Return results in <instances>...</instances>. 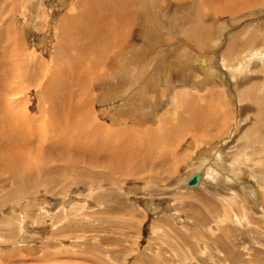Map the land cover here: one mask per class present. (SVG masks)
Masks as SVG:
<instances>
[{
	"label": "rangeland",
	"instance_id": "rangeland-1",
	"mask_svg": "<svg viewBox=\"0 0 264 264\" xmlns=\"http://www.w3.org/2000/svg\"><path fill=\"white\" fill-rule=\"evenodd\" d=\"M134 1L119 0L116 31L108 16L91 31L87 0H0V51L15 62L0 57V140L35 160L15 177L0 151V264H264V4ZM78 62L95 83L65 86L91 95L85 110L110 131L105 148L79 138L101 160L46 149L63 124L49 118L47 80Z\"/></svg>",
	"mask_w": 264,
	"mask_h": 264
},
{
	"label": "bare ground",
	"instance_id": "bare-ground-1",
	"mask_svg": "<svg viewBox=\"0 0 264 264\" xmlns=\"http://www.w3.org/2000/svg\"><path fill=\"white\" fill-rule=\"evenodd\" d=\"M107 1V5L105 4L104 6H102L103 8H104V10H101V9H99L98 10V12H96L97 11V7L98 6H100L99 4L100 3H103V1L102 0H87V3L88 2H90V4L92 5V6H94L93 8H92V10L91 11H87L88 13L86 14V13H83V11L80 13V14H84L83 16H85V19L86 18H88L87 20H88V22L86 21L85 23H81L82 25V28L84 27V26H87V23H88V26L87 27H89V24L91 23V24H93L94 23V26H92L91 25V28H89L90 30L92 29V27H96L97 25L95 24V22H97V21H102V20H104L105 19V16H108V17H110L109 18V22L111 23L110 25L108 24L109 22H107L108 20H106V24H103V25H108L110 28H115V23L116 22H118V20H120V17L123 15V12L122 11H124V4H122V3H120L119 2V0H112V1H108V0H106ZM206 1V0H205ZM204 1V5L206 4V3H208L209 2V0L207 1V2H205ZM217 1V0H216ZM233 1H236V0H233ZM232 1V2H233ZM259 1V3H260V6L262 5V4H264V0H246L245 2H242V3H240V4H237V5H240V6H236V10H239L242 6H252V5H254L256 2H258ZM130 2H132L133 3V5H134V0H129V2L127 3V4H125V6L127 5L128 6V4L130 3ZM211 3H212V1H210ZM231 2V3H232ZM104 3H105V1H104ZM103 3V4H104ZM157 3V2H156ZM192 3V2H191ZM190 5V4H189ZM194 6V5H193ZM201 6V5H200ZM259 6V7H260ZM182 7V6H181ZM255 6H253V7H251L250 9H253ZM199 8V7H198ZM185 9L186 8H184V11H185ZM264 11V10H263ZM85 12V11H84ZM189 12V11H188ZM195 13H197V12H195ZM121 14V15H120ZM188 14V13H187ZM194 14V13H193ZM192 14V15H193ZM198 14V13H197ZM124 15H125V13H124ZM140 15V14H139ZM82 16V15H81ZM138 16V15H137ZM187 16V15H186ZM185 16V17H186ZM202 16V15H201ZM124 17V16H123ZM205 17V16H204ZM126 19V18H125ZM178 19V18H177ZM176 19V20H177ZM180 19V18H179ZM105 20H104V22H105ZM124 21V20H123ZM195 21V20H194ZM84 22V21H83ZM122 22V21H121ZM189 22V21H188ZM80 23V22H79ZM99 23V22H98ZM123 23V22H122ZM195 23V22H194ZM199 23V22H198ZM101 23H99V25H100ZM118 24V23H117ZM121 24V23H120ZM127 24V23H126ZM196 24V23H195ZM96 25V26H95ZM123 25V24H122ZM77 26V25H76ZM107 26V27H108ZM125 26V25H124ZM128 26H130L129 24H128ZM127 25L125 26V27H128ZM146 26V25H145ZM101 27H102V25H101ZM100 27V28H101ZM125 27H122V29L123 30H125ZM81 28V29H82ZM99 28V27H98ZM121 27H119L118 26V34H120V33H122V34H124L122 31H121V29H120ZM150 28H152V26H150ZM183 28V27H182ZM84 29V28H83ZM82 29V30H83ZM108 29V28H107ZM111 29V30H112ZM153 29V28H152ZM97 30V29H96ZM143 30V29H142ZM60 31H62V29H60ZM91 31H93V29L91 30ZM102 31V30H101ZM101 31H100V33H101ZM105 31H106V29H105ZM107 31H109V30H107ZM106 31V33H107V35H106V33H105V35L106 36H108V33L110 32H107ZM113 31H116V30H114L113 29ZM121 31V32H120ZM143 31H147V30H145V28H144V30ZM149 31V30H148ZM63 32V31H62ZM120 32V33H119ZM125 32V31H124ZM252 32V31H251ZM99 33V32H98ZM99 33V34H100ZM103 33V32H102ZM113 32H111V34H112ZM145 33H147V32H145ZM153 34H154V32H152ZM151 33V34H152ZM6 34V33H5ZM8 34H9V32H8ZM84 33H83V31H82V35H83ZM114 34V36L113 35H111V38H114L115 37V35H116V32H114L113 33ZM122 34H120L121 36H122ZM194 34V33H193ZM202 34V33H201ZM85 35V34H84ZM101 35V34H100ZM100 35H98V37H100ZM92 36H94V35H92ZM96 36V35H95ZM105 36V37H106ZM110 36V35H109ZM72 37V36H71ZM87 37V36H86ZM88 37H89V35H88ZM103 37H104V35H103ZM153 37V36H152ZM255 36H254V34L252 35V37L251 38H253V39H255L254 38ZM76 38H79V37H76ZM101 38H102V35H101ZM79 39H81V38H79ZM106 39V38H105ZM104 39V40H105ZM252 39V40H253ZM263 39V38H262ZM261 39V40H262ZM101 40V39H100ZM103 40V39H102ZM250 40V39H249ZM251 40V41H252ZM256 40V39H255ZM12 42L14 41L13 39L11 40ZM234 41V40H233ZM232 41V42H233ZM100 42H102V41H100ZM254 42V41H253ZM253 42H251V43H253ZM263 43H264V41H262ZM234 43H236V42H234ZM101 44V43H100ZM249 44H250V42H249ZM245 45V44H244ZM262 45V44H261ZM264 46V45H263ZM12 47V46H11ZM10 47V50L12 49ZM102 47H104V46H102ZM249 47V46H248ZM9 48V47H8ZM100 48V47H99ZM7 49V48H6ZM6 49H3V50H1L0 52H1V54H0V57H1V59L3 60V55H6L7 56V60L9 59V60H11V61H7L8 62V65H6V68L8 69V70H10V68H11V66L13 65L12 64V60H13V57H12V54H10V53H7V51H6ZM7 50H9V49H7ZM58 51V50H57ZM238 51V50H237ZM249 51V50H248ZM5 56V57H6ZM2 62V61H1ZM6 62V63H7ZM13 62H14V60H13ZM15 63V62H14ZM16 63H17V61H16ZM79 63V62H78ZM58 64V63H57ZM88 64V63H87ZM59 65V64H58ZM61 65V64H60ZM86 65V64H85ZM85 65H83L82 64V62L81 63H79L78 65H77V67H64V69L63 70H61L62 68H57L58 70H61V72L59 73H55V74H50V77L48 78V85H47V90L49 89V88H52V87H55L54 88V92L53 93H51V94H49V97H52V99L51 100H49L48 101V103H50V113H48V115H49V118H51L53 121H56V126H60V123H62L63 122V124H62V126H60V128L56 131V138H57V141L56 142H54L53 144H49V148H46L47 150H56V148L57 147H61V148H64V150L62 149L61 151H60V149H57V151H60V155H64V158L65 157H69L70 156V154H71V152H73L74 154L76 153V152H78L79 151V153H81L80 151H82V149H84V145L86 144L85 142H90V140L89 139H92V141L90 142V143H92L94 146L95 145H98V148H105L104 147V144H103V142L104 141H101V139L100 140H98L97 138H98V136L101 134V136L103 135L104 136V138H106L107 136H108V133H110V131L108 130V128L105 126V125H103L102 123H100L97 119H95V117L96 116H94L93 115V113L91 112V111H89L90 112V114L88 115V111H86L85 109H86V106L88 105L87 103V105L85 104V102L86 101H88V98H89V102L91 101L92 102V97H91V95H90V97H89V95H87V93L85 94V92H84V89H82V93H79V92H77V91H74V92H71L72 91V86H74L75 85V80L73 81V79H76V81H77V79H79L78 80V82L79 83H83L82 85H84V87L83 88H87V86L90 84L89 82L91 81V79H92V82L93 83H95L94 82V78H93V73L91 72V71H89V70H87V68H89L88 66H85ZM92 67V66H91ZM6 69V70H7ZM12 70H13V67H12ZM17 71V70H16ZM57 71V70H56ZM4 73V72H3ZM65 74V75H67V76H69V78L67 77H61L60 76V74ZM6 75V74H5ZM12 75V74H11ZM239 75V74H238ZM12 76H14V75H12ZM73 78V79H71L70 81H72L73 83H71V86H70V84L68 85V87H66L65 85H66V83H67V81L70 79V78ZM8 78H10V76L8 77ZM66 79H68L67 81H66ZM89 79H90V81H89ZM61 81H64V82H61ZM65 81H66V83H65ZM96 81V80H95ZM81 84H80V86H81ZM76 85H77V82H76ZM87 85V86H86ZM78 86V85H77ZM77 86H75V87H77ZM82 87V86H81ZM47 94V93H46ZM86 95V97H88V98H86V101L84 100V98H81L80 96L82 95V96H85ZM48 98V97H47ZM71 98H74L75 99V101H73ZM80 98L83 100V104H79V103H81L80 101H79V103L77 104V102H78V100H80ZM73 101V102H75L74 104H76V105H74V104H72V103H70V101ZM64 104L67 106V109H66V111H63V109H62V107L64 106ZM69 104L70 105H72L71 107V109H70V111H69V109H68V106H69ZM83 105V106H82ZM65 106V107H66ZM78 106H80V108L78 107ZM89 106H92V103H90V105ZM10 108H11V112L12 113H17V108L13 105V104H10ZM55 109H56V111H55ZM88 109V108H87ZM92 108H90L89 110H91ZM60 110V113L59 114H57V112ZM72 110V111H71ZM74 114V115H73ZM142 114V113H141ZM2 115V114H1ZM0 115V117H2ZM6 115V114H5ZM10 116V115H9ZM18 116H20V111H19V113H18ZM18 116H15L14 115V117H18ZM4 117V116H3ZM22 117H24V119H26L27 121H30V122H27L26 123V125L22 128V131L24 132V133H26V131L28 130H30V127H31V120H33V118L32 119H28V115H27V113L25 112V113H22V115H21V118ZM10 118H11V116H10ZM136 118V117H135ZM142 118V117H141ZM24 119H22L21 120V123L23 122V120ZM138 119V118H137ZM136 119V120H137ZM3 120V119H2ZM9 120V119H8ZM15 120V119H14ZM26 120H24L25 122H26ZM11 121V120H10ZM9 121V122H10ZM13 121V120H12ZM138 121H140V120H138ZM19 122H20V119H19V117H18V120H17V123H15V124H19ZM115 122V121H114ZM1 123H2V121H1ZM85 123H88V125H89V127L85 124ZM3 124V123H2ZM9 124V123H8ZM23 124V123H22ZM50 124H52V123H50ZM5 125H6V123H5ZM13 123L12 122H10V124L9 125H7L8 127L10 126V130L12 131L13 130ZM3 126V125H2ZM2 126H1V128H2ZM6 126H4V128H5ZM18 127V126H17ZM20 127V126H19ZM32 128V127H31ZM3 129V128H2ZM15 130H16V128H15ZM15 130H13V134H14V131ZM32 130V129H31ZM27 131V132H28ZM115 130H113V132H114ZM119 131V130H118ZM0 132H2L1 130H0ZM16 132H18L17 130H16ZM21 132V131H20ZM31 132V131H30ZM3 133V132H2ZM123 133V132H122ZM121 133V134H122ZM107 134V135H106ZM111 134H116V136H114V135H111V136H114V138H113V142L114 143H116V141H117V139H116V137H117V133H116V131H115V133H111ZM127 134V133H126ZM31 135V134H30ZM106 135V136H105ZM128 135V134H127ZM126 135V136H127ZM14 136V135H13ZM22 136V135H21ZM53 136V135H52ZM84 136H85V138L87 139V137L89 138V139H85L84 138ZM118 136H119V133H118ZM3 137V136H2ZM18 137V136H17ZM16 137V138H17ZM76 137V138H75ZM12 138H14V137H12ZM12 138H11V135L8 133L5 137H4V139L1 141L0 140V151H2V152H4V154H5V160L4 161H6V164H4V165H6L7 167V171L9 170V172L11 173V175H13V176H15V177H21L25 172H26V170H28V169H30V165L31 164H33L34 162H35V160H34V158H32L30 155V153L29 152H27V151H24L26 148H24L23 147V149L21 150V151H15V147L17 148L18 146L16 145V144H14V142H12ZM79 138L81 139H83V140H86L84 143L85 144H81V142L79 141ZM99 138H102V137H99ZM104 138H102V139H104ZM118 138V137H117ZM123 138V137H122ZM128 138H130V137H128ZM127 137H126V141L127 142H129V139H128ZM109 138H106V140H107V142L109 141L108 140ZM112 139V138H111ZM14 140V139H13ZM16 141H17V139H15ZM19 140V139H18ZM119 140L120 141H122V139H120L119 138ZM125 140V139H124ZM82 142V143H83ZM96 142L98 143V144H96ZM106 142V141H105ZM118 142V141H117ZM127 142H123L124 144H120L119 146H118V144H119V142H118V144H117V151L115 152V144H113V146H114V148H113V151L115 152L114 153V155H112L113 156V158L112 157H106V160H108L107 161V164H111L112 165V162L113 161H115V160H119V159H117V157L118 156H121V155H123L122 157L124 158V153L123 152H125L126 150L125 149H122V147H125V145H127L128 143ZM19 143V142H18ZM28 143V142H27ZM27 143H26V141H22V143H20L21 145H27ZM56 143H58V144H56ZM109 143V142H108ZM56 144V145H55ZM26 145H25V147H26ZM75 145V146H74ZM77 145V146H76ZM46 147H47V145H45ZM44 146V147H45ZM112 146V147H113ZM27 147H28V145H27ZM43 147V148H44ZM87 147V146H86ZM106 147H108L107 146V144H106ZM110 147V146H109ZM108 147V148H109ZM111 147V148H112ZM127 147V146H126ZM43 148H42V150L41 151H43ZM96 148H97V146H96ZM81 149V150H80ZM88 149V148H87ZM86 149V150H87ZM127 149V148H126ZM44 150H45V148H44ZM109 150V149H108ZM46 151V150H45ZM5 152H7V153H5ZM44 152V151H43ZM83 152L84 153H86V151H82V156H85V154L83 155ZM94 152V151H93ZM59 153V152H58ZM88 153L89 154H92V153H90V151H88L87 150V155H88ZM100 153V152H99ZM98 152L96 153V155L98 154V158L101 160V158H104V157H101V155L99 154ZM94 154V153H93ZM93 154H92V156H93ZM112 154H113V152H112ZM59 155V156H60ZM77 155H78V153H77ZM76 155V156H77ZM81 155H79V156H81ZM95 154H94V156L93 157H95L96 156ZM103 155V154H102ZM106 154H104V156H105ZM58 156V157H59ZM79 156H77V157H79ZM76 157V158H77ZM87 157V156H86ZM86 157L85 158H83V159H86ZM101 157V158H100ZM59 158H62V157H59ZM64 158H62V160L64 159ZM74 158V157H73ZM114 158H116L115 160H114ZM7 159H9V160H11V162H9ZM71 159V158H70ZM93 159H95V161L97 160L96 158H93ZM103 160V159H102ZM70 161H72V160H70ZM122 161H124L123 159H122ZM98 162V161H97ZM119 162V161H118ZM131 162V161H130ZM100 163H101V161L99 162V164H97L98 166L100 165ZM120 163V162H119ZM94 164V163H93ZM104 165H107V164H105V162L103 163ZM103 164H101V165H103ZM103 165V166H104ZM115 165V164H114ZM113 165V166H114ZM120 164H117L116 163V165L114 166L115 168L114 169H118V167H116V166H119ZM9 166H10V168H9ZM214 166V165H213ZM112 167V166H111ZM124 167V166H123ZM215 167V166H214ZM120 169L122 168V167H119ZM113 169H111V171H112ZM212 172V171H211ZM201 173V180H200V182H199V184H197V185H192V186H188V187H190V188H196V187H199L200 185H201V183L204 181V172H200ZM24 176V175H23ZM22 176V177H23ZM212 177V176H211ZM189 179V178H188ZM16 180V179H15ZM215 180V179H214ZM264 181V180H263ZM238 183V182H237ZM193 186H196V187H193ZM28 193V192H27ZM24 194V193H23ZM31 194H32V192H31Z\"/></svg>",
	"mask_w": 264,
	"mask_h": 264
},
{
	"label": "water",
	"instance_id": "water-1",
	"mask_svg": "<svg viewBox=\"0 0 264 264\" xmlns=\"http://www.w3.org/2000/svg\"><path fill=\"white\" fill-rule=\"evenodd\" d=\"M201 180V173L197 172L193 174L186 182L187 186L197 185Z\"/></svg>",
	"mask_w": 264,
	"mask_h": 264
},
{
	"label": "crops",
	"instance_id": "crops-1",
	"mask_svg": "<svg viewBox=\"0 0 264 264\" xmlns=\"http://www.w3.org/2000/svg\"><path fill=\"white\" fill-rule=\"evenodd\" d=\"M200 194H205V193H200ZM224 216H226V214ZM227 216L230 217L231 214H228ZM230 222H231V218H230ZM228 224H231V223H228Z\"/></svg>",
	"mask_w": 264,
	"mask_h": 264
}]
</instances>
